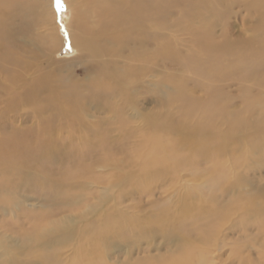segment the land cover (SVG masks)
<instances>
[{"label": "bare ground", "instance_id": "1", "mask_svg": "<svg viewBox=\"0 0 264 264\" xmlns=\"http://www.w3.org/2000/svg\"><path fill=\"white\" fill-rule=\"evenodd\" d=\"M14 1L0 3L18 7ZM67 2L76 21L69 43L80 54L79 62L90 60L94 68L86 74L84 68L78 70L86 75L82 82L74 79L75 71L70 65L66 66L65 78L52 74V70H37L27 76L32 65L27 52L22 51L26 41L19 43L13 38L19 32L25 37L31 30V20L25 29L11 26L10 16L0 15V218L20 213L31 219L28 230L20 223L13 226L12 221L0 222L2 233H8L9 228L17 234L15 239L7 235L0 238V264H114L104 261L105 254L115 245L139 246L136 241L148 237L149 224H156L158 230L153 240L160 239L158 246L149 243V248L163 251H144L133 263L127 252L124 264H264V183L243 180L240 170L264 169L260 164L264 156V40L237 43L226 35L221 41L212 37V23L224 19L221 6L226 0ZM236 2L255 12L258 30L264 33V0L228 3ZM173 11L179 19L176 30L182 28L191 36L183 56L188 57L184 68L191 67L195 77L204 74L212 75V79L223 78L234 67L223 63L228 55L240 53L233 64L241 67L246 62L253 63L255 68L245 77L258 84L249 97L247 91L241 92L246 98L241 110L230 108L221 86L206 85L200 79L194 82L196 88H189L182 78L173 75L163 80L173 84L168 98L178 105L164 97L160 102L167 109L162 115L155 110H141L137 98L140 79L153 72L156 56H162L156 40L169 38L161 30L168 28ZM185 22L192 25L187 27ZM248 38L264 37L254 32ZM170 48L165 42L163 54L169 59ZM206 61L209 68L205 71L202 66ZM132 78L137 84L129 83ZM198 89L202 95L195 96L193 92ZM97 113L104 118L95 123L87 121ZM19 119L31 125H13ZM113 132L118 137H143L140 150L133 155L146 169L142 176L122 171L123 163L115 157L120 147L109 145L104 135ZM62 134L68 140H79L75 144L70 141L68 149L63 150L58 142ZM229 140L242 143V147L228 152L224 146ZM94 153L92 163L84 162L87 154ZM95 166H103L106 172L95 173ZM170 169L174 172L171 185L177 184L180 169L193 181L199 180L192 185L194 190L186 187L176 200L174 208L178 205L180 213L169 204H160L142 222L123 214L122 209L97 214V205L107 202L116 189L122 193L126 182L140 190L160 181L158 186ZM242 182L250 183L252 192H242ZM29 191L49 201L56 215L61 212L57 205H62L64 212L74 216L67 214L51 220L49 213L42 214V210H24L23 201ZM219 196L226 200L216 203ZM235 213L236 229L222 233V228L231 225L230 216ZM89 214L94 223L88 222ZM77 221L82 225L75 226ZM176 222L179 225L173 226ZM251 226L256 227V237L247 232L253 231ZM229 232H238V238L228 237ZM127 236L136 241L130 242ZM148 238L154 242L150 234ZM67 247L72 249V255L63 261L60 250Z\"/></svg>", "mask_w": 264, "mask_h": 264}, {"label": "rangeland", "instance_id": "2", "mask_svg": "<svg viewBox=\"0 0 264 264\" xmlns=\"http://www.w3.org/2000/svg\"><path fill=\"white\" fill-rule=\"evenodd\" d=\"M15 1L16 3L18 2L19 4L18 7H14V6L5 7L0 3V15L6 14L10 16V20H9L10 25L14 27L18 26L25 28L26 22L31 20L30 21L31 30L27 32L26 36L24 37L23 36L24 33L21 34L19 32L14 36L15 38H13V40L16 42L19 41L22 42V40L26 41V45L22 49V51L23 54H24V50L27 52V56H28L27 59L32 65L31 68L28 69L26 75L32 76L35 73V71L37 72V70L38 71L52 70L54 71L52 74L54 75L57 74L58 77L65 78L66 77L65 75L67 74L65 70L66 66L70 65L73 71H75V73H73L75 75L74 79L77 80L78 82H82L83 80H85L86 78L85 74L91 73L90 71H93L94 68L93 66L89 65L91 63L90 60L85 59V62L84 61L79 62L80 54L77 52L75 47H73L69 43L68 36L75 32L76 21L73 17V8L68 4L67 0H15ZM77 1L79 3V0ZM228 2L229 0H226V2L221 6L223 7L222 11L224 12V19L220 18L212 23V29H211L212 37L217 41H221L223 35H226L227 38L237 43L244 42L246 40L248 41L250 40L249 42H252L253 39L264 40V38H248L254 32H255V36L264 37V33L258 30L257 24L259 19L255 14V12L248 10L245 6L239 4L238 2H236V4L233 3V5H230ZM226 6H228L227 9ZM168 19H169L168 28L167 29L163 28L161 30V33L167 35L169 38H159L158 40H156V48L162 54V56L161 55L156 56L155 63L153 66V72L145 73L144 76L140 79L141 86L139 88L141 92L138 94L137 98L139 100V106L141 110L142 111L144 110L146 112L155 110L158 116L162 115L166 111L167 106L165 105V107H163V105L160 102V99H164V97L168 98V96L170 98L169 93H172L171 91L173 88V84L171 82L163 80L165 78L164 76L167 75H173L175 77L182 78V82L184 81V83L187 84L189 88H194L195 87L194 82L199 83L200 79H203L206 85L207 84L219 85L221 86V90L224 93V95L228 96L227 100L230 108L237 111L241 110L242 105L246 103V98H243L244 96L243 97L241 96V92L247 91L248 93L247 97L251 96V94L254 93V88L257 83V81L253 82L250 79L246 80L245 77L246 76L245 74L250 73L255 68L253 63L246 62L241 67L238 66L237 64H233V62L236 61L235 58L238 57V54L240 53H237L235 57L228 55L226 56V59L223 61V63H226L227 65L231 64L234 67L229 69L231 73L225 70L226 74L223 75L224 80H221L223 78L212 79L213 77L212 75L205 77L204 74L195 77V75L191 73V67L184 68V66H187L188 64L187 62L188 57H183V56L184 54H186V51L190 47L187 45L190 41L191 36L188 33V31H184L182 28L176 30L177 27L176 25L178 24L179 21L176 11H173L168 17ZM89 20H91V17L89 18ZM180 22H182L181 18H180ZM185 24L187 27L192 25L189 22H185ZM225 30L227 31V33H224ZM57 38H59L60 40H58ZM165 42H168L169 46L171 47L170 59L167 57L166 54H163ZM174 59H177L179 63ZM205 63L206 64L202 66V68H204V70L206 71L209 68V63L207 61ZM117 65L120 67L122 66V63L120 62ZM261 67H264V60L261 62ZM83 68L86 70L85 74H83V72L78 71L79 69H83ZM131 69L134 70L133 68ZM128 81L130 84H135V83L137 84L135 78H132V80L128 79ZM263 88H264V84H263ZM193 94L195 96H200L202 95V92L198 89L195 90ZM169 101L173 102L175 105H178L177 102L175 101L172 100ZM103 118L104 117L102 114L97 113L89 117L87 121L91 123H95V121L102 120ZM20 121L21 119H19V121L13 122V125L15 126L20 125L22 128L31 125L30 121H24V122H20ZM139 125L141 126L140 123ZM65 135L66 134H62L61 136L59 135L60 137L58 139V142L63 147V150L68 149L66 147H68L70 141L71 144H75L79 140L76 138H72V140L70 139L68 140ZM104 135H106L105 138L107 139L109 145L115 143L118 147H120L119 149L120 151L119 152L116 151L115 157L122 161L123 163V166H121L122 171L124 173L136 174L137 177L142 176L145 173L146 169L142 168V165H140V163H137L135 161L133 155L136 154L135 151L138 152L140 150L141 148L140 141L143 139V137L139 135L131 136V137H122V136L118 137L115 132H113L112 134H104ZM170 135L172 137H175L173 133H171ZM25 139H29V138H25ZM239 146L242 147V143H238L235 140H229L224 147L225 148L227 147L228 152H230L236 148H239ZM81 147L83 146L81 145ZM94 156L95 153L93 155L87 154L84 159V162L86 161L87 163H92L93 158H95ZM260 159H261V161L259 160L260 164L264 165V156L260 157ZM205 164H206L205 162H202L201 165H205ZM205 167H209V165H206ZM93 169L95 173L106 172L103 166H95ZM183 169H187V168H183ZM183 169H180L177 172L178 179L176 185L169 184L170 177L174 174V172H172L173 171L172 169L166 171V173L163 176L164 180L162 179L163 181L158 186L156 185L160 181L154 183L149 188L140 190L134 188L133 184L131 186L129 182H126V184L124 185V190L127 191V193L124 190H122L121 193L117 189L114 190V192H111L112 197L107 202L104 201L101 202L99 205H97L98 206L97 214H101L103 212L107 214L109 213L112 214L115 213V211H113L114 209H119V210L122 209L121 211H123L122 212L123 214L124 213L130 214L135 219V221L142 222L146 217H148L155 211L156 205L169 204V206L174 208V206H176V200L178 199L180 194L183 195V193L185 192V188L189 187L194 190L195 188L192 185L199 183V180L193 181L190 174L188 175V173ZM35 170L37 171V169ZM240 170L242 171L241 173L244 175L243 180L248 178L249 180L250 179L254 180L255 184L258 183L257 181L264 183V169L260 170L259 172L256 171L257 167H252L245 170L240 169ZM201 181H203V179ZM90 186L92 185L90 184ZM92 187L94 188L95 186ZM240 187L242 192L250 193L253 190L251 184L248 182H242ZM124 194L127 196H124ZM198 195L203 197L199 192ZM26 196H27L26 200L23 201L24 210L30 212H36V213L39 210H42V214L49 213L50 216L49 219L51 220L59 219L60 217H64L67 214H71L68 213L67 211L64 212L63 210L64 208L62 205H57L59 206V209H61V212L56 215V209H53L54 206H52L49 201L42 199L41 196L37 195L33 191L27 192ZM225 200L226 197L219 196L218 198H216L215 201L216 203H220ZM92 201L95 202V198L92 199ZM82 203L83 205L85 204V202ZM112 206H116V208H113ZM174 209L175 210L178 209L179 212L178 205ZM44 210H48L49 212H45ZM13 215L14 214H9L5 217L0 218V222L12 221L13 226H15L16 223H20L22 228L26 230L29 229V226L31 225V219H27V217L21 215L20 213H17L14 216ZM71 215L74 216L73 214ZM89 216L90 214L87 216L88 222L94 223V220L92 218L89 219ZM236 217H237V213L230 216L231 225L222 228L221 230L222 233H224L225 231H233L234 229H236V225H234ZM175 224L176 225L173 226L179 225L178 222H176ZM183 224H186V222H183ZM76 225L81 226L82 223L80 221H77L75 226ZM250 229H252L253 231L247 230V232L253 237H256L258 234L256 227L251 226ZM13 231L15 230L14 229L10 230L9 228L7 229V232L9 234L2 233V231H0V238L3 235H7L9 236L10 239H15L17 234H15ZM146 231L148 237L150 234V237L153 240L154 231H158L156 229V224H149L147 226ZM226 235H228V237L232 239H237L239 233L229 232ZM127 237L129 239L131 238L129 236ZM148 237L139 238L137 239V241L130 239V242L136 241L139 244V246H135L134 248L129 247L128 243L123 245L113 246L111 250L107 254H105L104 261L107 263L124 264L126 262V259H124L125 254L129 252L131 254L130 263H133L137 260V258H141L144 255L143 253L144 251L150 252L152 254L155 253L156 251L162 252L163 249L154 250L149 248V243L158 246L160 244V239H157L155 241L153 240L154 242H150V238ZM71 250L72 249L70 247L64 249L61 248L60 257L63 261H68L70 259L72 255ZM123 260H125V262Z\"/></svg>", "mask_w": 264, "mask_h": 264}]
</instances>
